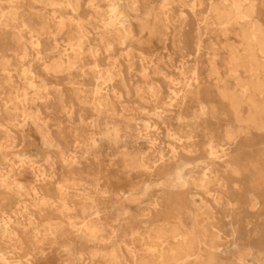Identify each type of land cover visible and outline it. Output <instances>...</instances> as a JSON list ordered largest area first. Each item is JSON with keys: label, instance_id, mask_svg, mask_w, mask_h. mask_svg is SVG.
Here are the masks:
<instances>
[{"label": "bare ground", "instance_id": "1", "mask_svg": "<svg viewBox=\"0 0 264 264\" xmlns=\"http://www.w3.org/2000/svg\"><path fill=\"white\" fill-rule=\"evenodd\" d=\"M198 1L0 0V164L24 145L21 169L0 171V264H55L31 256L47 240L77 264H264L247 240L264 231L250 229L264 218V20L257 0H210L203 19ZM201 22L238 45L202 51ZM153 38L176 45L180 76L173 57L131 51L101 67V50ZM116 165L129 188L102 185Z\"/></svg>", "mask_w": 264, "mask_h": 264}, {"label": "rangeland", "instance_id": "2", "mask_svg": "<svg viewBox=\"0 0 264 264\" xmlns=\"http://www.w3.org/2000/svg\"><path fill=\"white\" fill-rule=\"evenodd\" d=\"M157 1V0H156ZM192 1V0H191ZM258 1V13L260 15V17L264 20V0H257ZM209 2L210 0H200L198 1V6L197 9L199 11V17L200 18H205V16H207L208 11H209ZM174 4H177V1L174 2ZM183 10L185 15L187 16L188 21L191 22V20H193V18L195 16H193L192 12H191V8L187 5L181 6L179 8V6L176 7V11L177 13H180V11ZM53 14V11H50V15ZM58 14V12L56 13ZM201 26H202V30H201V38H202V51L204 52H212L213 50H216L219 52L218 57H225L226 56V50H227V45H230L232 47H235L238 45V39H236V35L234 32L232 31H226V32H222L216 29H211L209 27H206V25L204 24V22H201ZM194 27V25L192 26ZM194 34V33H193ZM156 39L153 38L152 41H155ZM144 42V43H136L135 45H133L131 48L127 47L126 49H124L123 51H118V52H114L113 54H111L109 56V52H105L103 53V51L101 50V54H100V59H101V64H102V68H104L109 62H113L114 60L116 61H121L124 59V57L126 56L127 51H131L132 53H136L137 56H135L136 58L138 56H144L146 59L148 58H159V57H173L174 61H173V65L169 67V72L174 75L175 77L180 76V69L178 68V66H180L181 61L180 59L182 58V56L179 54L178 50H176V45L172 44L171 39L166 40L165 43H157V41L155 42ZM57 43H59L60 47L65 46L68 44V35L65 34V32L59 33L57 34ZM193 51V50H192ZM209 55V54H208ZM194 57L193 54H191L190 56L187 55L186 58L188 59H192ZM32 58V55L27 56V58L22 59V62H28V60ZM86 61H88L86 68L90 69V67L93 66L94 64V58L92 56H88ZM18 64V61H17ZM190 63L187 62L186 65H189ZM19 65V64H18ZM139 68V66H137ZM75 78L76 79H80L82 78V75L79 74V72L75 71ZM12 73L16 76L18 75L17 71L15 69L12 70ZM15 79H19V77H15ZM18 82H22V81H18ZM131 109L134 110V112H136V110L140 111V106L138 103H130L129 104ZM148 109L152 107L148 106ZM153 111H151L149 114L152 116L153 119L156 118L155 115L152 114ZM148 114V115H149ZM146 115V116H148ZM52 124V128L56 131L58 129V127L56 125H54V123L52 121H50ZM2 124H0V130L3 129V124H6V119H3L1 121ZM86 123V122H85ZM124 127V126H123ZM30 139L33 140L32 137H30ZM201 140V139H200ZM202 142V140H201ZM28 144V143H27ZM28 146V145H27ZM24 147V145H23ZM22 146L16 147V148H10L7 152L9 154V158H13L15 163L12 164L10 162V165H8V160H4L2 164H0V171L2 173H6V172H10L12 173L13 171H16L17 169H21V161L20 158L18 156H16L15 154L17 152H19L22 148ZM33 153V150L30 149V147H27V153L26 155H30ZM102 159L104 158V160H109L110 156L108 155V152L104 150V152L101 154L100 156ZM34 158V157H31ZM36 160V159H35ZM35 165H37L36 163H34ZM121 167H119L118 165L116 166H110L109 169L104 172V173H100L99 176L103 177L102 179V185L108 186V188L111 189H117L119 186H123L124 188H129L131 183L130 180L125 178L123 174H121L120 171ZM117 173H120L117 175ZM107 176L109 177L107 179ZM91 177V176H89ZM29 197L26 196V201L21 202V204L25 205L28 204V206L31 209L36 208L34 206V202L32 201V199H28ZM19 202H17L16 200H12L11 203H9L8 205H2V207H5L7 209H15L16 207L20 206L18 205ZM21 207V206H20ZM262 208L264 209V200H262ZM251 218L253 220V223L251 224L250 229H253V227L255 225L260 224L263 228H264V218H262L260 211L256 210L253 213H251ZM120 234V233H119ZM248 241L250 243H253L256 246V249H261L264 252V231L263 232H248ZM120 238V236L118 237ZM54 240V239H53ZM125 240H127L128 242H131V236L128 235L125 237ZM133 244L135 245V249L136 250H140L142 248L141 246V242L138 240H132ZM221 241H222V248H225L226 246L230 245V242H232V238L230 236L227 235L226 231L221 233ZM85 248V246H83ZM124 251L127 254V248L123 247ZM53 251V252H52ZM53 253H55L54 255H57L58 257V261H56L55 264H77L76 262H73L71 259L69 262H66V260L69 259L68 255L65 253V251L63 250V247L60 246V244H56L54 242H52L51 240H47V243L42 246V247H38L35 251H33V254L31 256L34 257H38V258H49L50 256L53 255ZM23 252L22 250H19L18 253H16L15 255H22ZM218 256L223 259V261H229L230 260V255L229 254H225V253H221L218 254ZM89 259H87L88 261ZM234 264V262L232 263Z\"/></svg>", "mask_w": 264, "mask_h": 264}]
</instances>
